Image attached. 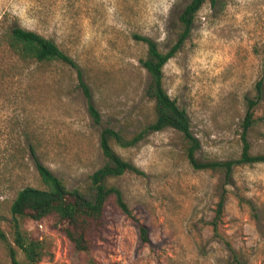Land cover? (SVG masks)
<instances>
[{
  "label": "rangeland",
  "instance_id": "obj_1",
  "mask_svg": "<svg viewBox=\"0 0 264 264\" xmlns=\"http://www.w3.org/2000/svg\"><path fill=\"white\" fill-rule=\"evenodd\" d=\"M189 1L0 0V30L18 25L52 39L76 63L101 116L94 124L88 115L76 68L0 55V230L6 237L0 264H11L7 244L26 262L14 241L10 205L21 188H44L35 158L68 189L85 191L104 164L100 130L131 136L154 121L145 96L149 75L140 63L147 46L134 35L167 51ZM163 82L188 115L200 161L239 157L247 100L259 95L247 140L252 154L264 153V0L205 3L164 65ZM185 147L173 128L151 132L133 147L113 144L143 175L107 180L121 191L129 214L109 199L89 253L76 252L51 229V219L17 217L24 238L43 244L35 264H264V163L236 165L226 181L222 171L193 169ZM223 188L227 198L215 237L209 222Z\"/></svg>",
  "mask_w": 264,
  "mask_h": 264
},
{
  "label": "trees",
  "instance_id": "obj_2",
  "mask_svg": "<svg viewBox=\"0 0 264 264\" xmlns=\"http://www.w3.org/2000/svg\"><path fill=\"white\" fill-rule=\"evenodd\" d=\"M216 1L190 0L188 2L178 17L179 32L176 40L167 51H161L157 43L149 37L134 35L135 40L141 41L147 46L145 57L140 60V63L149 75L145 96L152 102L154 121L131 136H126L111 127H104L100 130L98 144L104 164L90 175V187L87 190L68 189L59 177L55 176L35 158V168L44 188L40 189L27 185L18 190L10 205L15 229L14 241L26 258V262L21 263L16 257L14 248L7 244L11 264H35L43 256L42 242L38 240L27 241L19 231L17 217L28 218L34 222L51 219V229L64 236L76 252L89 253L92 250L95 237L102 228L104 206L109 199H113L116 207L121 212L129 214L121 191L114 186L107 185V180L117 178L124 173L143 175V172L132 162L123 159L113 149V144L122 148L133 147L151 132L173 128L180 132L185 139L184 153L190 166L195 170L222 171L227 181L231 176L233 167L236 165L264 163V153L252 154L247 140V133L255 122L253 111L259 101V95L254 99L247 100L245 116L241 123L242 147L239 157L226 161H200L196 156L197 151L200 149V142L191 132L188 115L168 95L164 87V65L174 57L189 37L196 14L200 8L205 3L214 5ZM0 55L14 57L17 62L24 64L39 65L56 61L76 68L78 85L87 101L88 115L94 124H100V113L92 101L88 86L82 80L80 70L74 60L52 39L18 25H10L0 30ZM259 88L260 82L257 83V89ZM30 149L33 156L34 150L32 147ZM226 198L227 190L223 188L216 203L214 216L209 222L215 237H220L218 224L221 221ZM138 228L141 240L147 242L146 228L140 224ZM0 239L6 243V237L1 230ZM226 244L229 250H232L231 246L228 243Z\"/></svg>",
  "mask_w": 264,
  "mask_h": 264
},
{
  "label": "built area",
  "instance_id": "obj_3",
  "mask_svg": "<svg viewBox=\"0 0 264 264\" xmlns=\"http://www.w3.org/2000/svg\"><path fill=\"white\" fill-rule=\"evenodd\" d=\"M41 227V226H40Z\"/></svg>",
  "mask_w": 264,
  "mask_h": 264
}]
</instances>
